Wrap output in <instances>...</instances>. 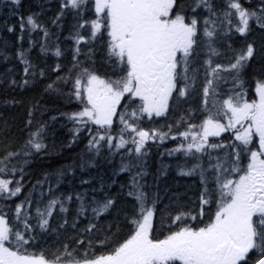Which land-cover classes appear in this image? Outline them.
I'll list each match as a JSON object with an SVG mask.
<instances>
[{"label":"snow or ice","instance_id":"snow-or-ice-1","mask_svg":"<svg viewBox=\"0 0 264 264\" xmlns=\"http://www.w3.org/2000/svg\"><path fill=\"white\" fill-rule=\"evenodd\" d=\"M8 5L18 16V40H24V33L29 39V47L16 52L23 78L20 82L11 78L9 87L24 88L37 75L45 76L29 59L37 43L31 34L40 31L44 39L53 34L39 22L40 13L19 15L22 0H0V6ZM201 11L206 15L201 16ZM68 13L78 21L70 37L74 40L72 69L65 76L58 75L45 91L63 95L57 85L71 84L66 95L80 108L61 113L73 125L66 147L77 143L82 132L89 133L86 154L90 155L87 159L81 156L78 166L82 170L98 167V157L111 163L119 155L120 164L113 175L133 173L124 194L135 203L130 212H124L123 225L117 222V232L113 233L112 224L105 228L99 221L117 204L118 197L106 190L117 183L115 179L111 184L101 179L98 187L57 194L72 170L56 172L54 186L45 174L15 205L12 217L0 208V264H264V77L255 80L254 98L248 97L244 79L251 62L264 60V42L257 46L246 40L253 24L264 31V0L255 4L252 0H226L223 9L214 0H59L52 24L61 27L60 21ZM85 13L92 16L85 19ZM85 28L88 35L80 31ZM7 31L12 33L15 27H7ZM233 33L245 38V43L239 49L228 44V64L215 62L226 55L216 46L219 38ZM98 43L105 48L104 75L95 67L94 45ZM48 51L41 43L40 52ZM201 52L205 59L199 64ZM63 54L57 45L53 55L59 58ZM82 55L89 62L87 66L79 59ZM0 56L9 59L2 51ZM201 68L203 82L198 87ZM53 71L60 72L61 65L57 63ZM225 85L230 87L225 90ZM195 95L201 97L200 107H185ZM181 109L183 114L174 124L166 125L167 131L141 127L145 118L167 117ZM194 111L203 114L199 123L192 122ZM117 122L120 127L114 134ZM28 124H32L31 119ZM45 128L46 124H39L20 150L0 156V200L22 194L24 165L30 160H13L47 154ZM169 139L179 143L161 155L182 156L183 161L176 164L177 175L196 177L200 186L196 209H181L175 214L169 206L158 208L160 197L146 191L144 181L149 175L147 145ZM170 167L158 169L156 179L166 176ZM17 173L19 179L3 178ZM46 183L47 189L34 202L32 192L37 187L43 189ZM80 183L91 185L92 181L82 179ZM120 187L123 190L126 186ZM73 201L75 216L70 222L67 214ZM54 214L59 218L55 227L51 223ZM81 218L88 223L77 229ZM66 226L78 233H104L98 241L102 251H91V239L82 254L68 244L56 247L50 257L29 250L38 235L57 233ZM122 226L127 230L117 237ZM84 242L76 240L77 245Z\"/></svg>","mask_w":264,"mask_h":264},{"label":"trees","instance_id":"trees-1","mask_svg":"<svg viewBox=\"0 0 264 264\" xmlns=\"http://www.w3.org/2000/svg\"><path fill=\"white\" fill-rule=\"evenodd\" d=\"M190 3L191 0H186ZM218 8L223 9L226 7V0H214ZM242 3L245 0H241ZM43 6V7H41ZM245 6H248L245 3ZM59 11V0H22V7L19 10V15L27 16L32 13H40L38 20L42 22L53 34L48 39L43 38V33L40 31L33 32L32 39L35 40L36 46L32 48L29 53V59L36 65V70L39 72L43 69L45 76L40 77L37 75L28 86L21 88L18 85L9 87V80L14 78L17 82H20L23 78V65L16 59V52L20 47L27 49L29 47L28 34L24 33V40L19 41L18 36L21 34L19 29L18 16L12 14V7L0 6V51L7 54L9 59L4 60L3 56H0V156H3L8 151L20 150L22 145L28 139L29 133L34 131L39 124H46L45 143L49 148L47 154L41 153L34 155L31 158L17 157L13 160L16 163L18 160L29 159L30 163L24 165V179L22 183L25 185L22 194L19 197L12 200H0V208H3L7 212L9 217L13 216L15 205L19 203L25 195H27L36 184L37 180H43L45 174L49 175V183L54 186L55 173L61 169L72 171L63 178V182L60 184L59 189L56 190L57 194L70 193L72 191H83L90 189L91 187H98L101 179L107 184H111L112 179H115L117 183L111 184L110 188L106 190L113 196L118 197L117 204L112 212L101 216L99 225L106 228L108 224H112L111 231L117 232L116 223L119 222L123 225L124 212H130L132 205L135 203L134 199L127 197L124 193L127 191V186L131 183V177L133 173L124 172L119 175H113L118 170L120 164V156L117 155L112 158L111 163H107L102 158H97L98 167H85L83 170L78 166L81 162V156L85 159L88 158L86 154V145L88 142L89 133L84 131L80 134V138L77 143L73 144L71 148L66 147L72 138V132L70 129L73 127L72 123L61 113H72L78 111L80 105L72 100L69 102L67 92L71 89V84H58L57 87L63 90V95L57 92L45 91L46 86L53 81H56L57 76H65L72 69V54L74 48V40L71 39V35L75 31L73 25L78 21L74 19L71 13H68L60 21L61 27H56L52 24V19ZM199 11V10H198ZM201 16L206 15L204 12H200ZM92 16V13H85V19ZM14 26L15 31L9 33L7 27ZM253 30L247 36V42H254L257 46L264 42V31L260 30L257 25H252ZM83 35H88L87 28L80 30ZM58 37V39H57ZM44 43L48 46L49 51L47 54L40 52V44ZM231 44L233 48L239 49L245 43V38L240 37L238 34L233 33L231 36H221L217 43V47L221 52L226 53L225 56L215 58V62L221 64H228V57L231 55V50L228 49V44ZM59 45L64 53L61 57L57 58L53 55L56 46ZM95 51V67L99 74L104 75L107 65L104 64L105 48L103 44L94 45ZM81 48L86 51L87 46L81 45ZM84 61L87 66L88 61L82 55L79 57ZM205 54L201 52L199 58V64L203 63ZM59 63L61 65V71L55 72L53 68ZM12 71L9 72L8 70ZM110 74V70H109ZM226 75V74H225ZM264 77V60L256 58L251 62L250 66L244 72V79L246 81V90L249 98H254V87L256 78ZM203 82V69L201 68V75L198 81V87ZM230 85H225L223 88L226 90ZM199 95L193 96L185 107H191L192 109H198L200 107ZM15 100L19 103L6 104L5 101ZM31 110L32 115L29 116ZM183 114V109L171 113L167 117H154L152 120L145 118L141 122V127L145 130L151 128H160L167 131L166 125L174 124L175 120ZM194 119L192 122L199 123V120L203 118V114L199 111H194ZM56 117L55 120L52 118ZM32 120V124L29 125L28 121ZM95 128V126H92ZM118 122L114 124V134L119 129ZM180 131L183 130L181 127ZM175 132L176 129L174 128ZM227 133L224 134L227 137ZM179 143V140L173 141L171 139L165 141L163 144L158 142H149L147 145L149 149V156L147 157V170L149 175L144 178L146 182V191L150 194H157L160 197L158 208L163 209L165 206H169L170 210L175 214L183 209L188 211L189 209H196L198 205V197L200 194L199 180L196 177H182L176 173L177 162H182L183 157L177 154L176 156L161 155L165 153L167 149L175 147ZM131 145H129L130 147ZM123 151V150H121ZM105 156L107 155V149L104 150ZM164 165H170L168 174L161 176L158 180V169ZM20 174L17 173L15 177L10 174L7 177L9 179H19ZM91 180L92 184H81L80 181ZM121 185H125V189H121ZM48 184L46 183L43 189L37 187L32 192V198L35 202L40 192L46 190ZM102 196L103 193H99ZM47 196H45V200ZM70 211L67 214V218L71 222L75 216L76 203L73 201L69 205ZM35 203L33 204L32 212L34 214ZM117 211H119V218L117 220ZM58 217L54 214L51 221L55 227L58 222ZM88 223V220L81 218L77 225V229H82ZM166 226V224H165ZM159 227V224L157 225ZM127 229L123 226L120 232L117 233V237L121 235ZM71 237V239H70ZM104 238V233H78L76 229H72L70 226H66L65 229H60L57 233L38 235L37 239L32 242V247L29 249L33 252H44L46 256L51 255V252L56 247H61L64 244H68L69 248H76L78 254H82L84 249L88 246V240H92V252L100 253L102 247L98 244L99 240ZM83 239L85 242L83 245H77L76 240Z\"/></svg>","mask_w":264,"mask_h":264},{"label":"flooded vegetation","instance_id":"flooded-vegetation-1","mask_svg":"<svg viewBox=\"0 0 264 264\" xmlns=\"http://www.w3.org/2000/svg\"><path fill=\"white\" fill-rule=\"evenodd\" d=\"M257 2V0H252V3L255 4Z\"/></svg>","mask_w":264,"mask_h":264},{"label":"rangeland","instance_id":"rangeland-1","mask_svg":"<svg viewBox=\"0 0 264 264\" xmlns=\"http://www.w3.org/2000/svg\"><path fill=\"white\" fill-rule=\"evenodd\" d=\"M247 7V6H246Z\"/></svg>","mask_w":264,"mask_h":264}]
</instances>
